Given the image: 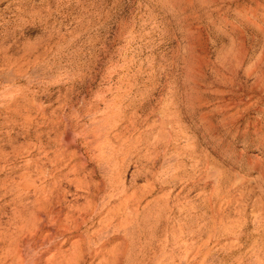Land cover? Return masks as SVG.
<instances>
[{
    "label": "rangeland",
    "instance_id": "rangeland-1",
    "mask_svg": "<svg viewBox=\"0 0 264 264\" xmlns=\"http://www.w3.org/2000/svg\"><path fill=\"white\" fill-rule=\"evenodd\" d=\"M176 89L182 103L167 110ZM194 89L198 100L187 101ZM65 125L77 138L51 173L58 180L74 155L104 180L93 143L129 146L128 194L152 171L137 221L107 246L118 247V264H264V0H0V264H13L18 231L5 190L35 176L46 154L54 161ZM154 144L153 169L150 156L137 163ZM76 192L73 184L68 200ZM105 214L58 238L59 252L113 237L96 226ZM107 258L103 250L87 264Z\"/></svg>",
    "mask_w": 264,
    "mask_h": 264
},
{
    "label": "bare ground",
    "instance_id": "bare-ground-1",
    "mask_svg": "<svg viewBox=\"0 0 264 264\" xmlns=\"http://www.w3.org/2000/svg\"><path fill=\"white\" fill-rule=\"evenodd\" d=\"M188 81L196 83L198 77L188 75ZM196 93L194 89L187 96V101H197ZM177 94L179 93L176 89L172 93L174 95V97L172 96L173 99L166 106L168 107L167 110L172 107L177 109L182 103ZM239 105H242V102ZM175 114L176 117L174 118L181 121V115L178 112ZM192 118L195 119V117ZM130 125L134 127L135 123L132 122ZM65 126L66 129L61 134L58 149L54 153V161H49L48 154H46L41 165H35V176L26 174L20 181H12L8 190H5V195L13 194V204L18 207V211L15 210V214H13L15 217L13 226L18 231L12 238L11 249H9L6 257L10 258L13 264H87L90 259L98 257L105 250L108 258L101 264H118L120 260L117 253L118 247L107 250V246L115 238V234L120 232L119 230H122L123 234L127 233L137 221L136 217L141 204L146 199V193L154 189V183L149 182L152 171L144 172L148 181L144 187H141L139 191L128 194L122 171L125 170L128 163L126 158L129 155V146L118 151L115 147L107 149L105 146L93 143L90 148L96 153L94 161L108 169V171L105 170L101 174L104 180L95 182L94 178L98 177L96 170L89 173L84 171L89 163L82 158V155L73 156L76 164L72 165L70 163L69 174L64 180H58V177L53 176L51 173L63 162V159L68 155V148L74 146L77 138L75 133L71 131L70 126ZM216 129L217 127L204 130V135L201 137L205 138V142L208 140L212 142V137L215 136L212 130ZM185 133L184 130L179 128L177 135L184 137ZM158 148L154 144L150 155L148 150V154L140 156L137 163L142 165V163L148 162V156H150L151 158L146 167L153 169ZM197 152L196 150L185 151L192 157H195ZM80 159H83V161H80ZM27 167H32V164H28ZM142 169L145 170V167H142ZM174 176L176 177L175 174ZM69 177L71 179L67 180ZM65 180L68 182L67 186L64 185ZM73 184L76 185L78 192L75 193V198L68 200L72 196L71 188ZM167 197L166 201L164 200L166 203L158 206L159 221H163V223L168 222L170 219L167 212L169 210L170 213L171 209L167 200L170 199L171 195L168 194ZM31 198H34V200L29 201ZM112 202H119V204L112 207ZM65 203L66 206H63ZM104 212H106L105 216L100 219L96 226L100 228L99 232L107 233L108 230L113 229V237L102 241L103 239L94 234L85 237L83 243L73 245L72 251L59 252L57 247L61 240L59 241L58 238L63 240L65 237L79 235L83 226H88L89 222L103 216ZM118 221L119 223L115 224ZM178 232L182 234L181 230ZM5 236L7 238V235ZM22 236L25 237L22 238ZM95 237L100 240L97 245ZM2 240L3 237L0 238V244ZM68 242L67 240L64 244H68ZM38 249L39 251H37ZM200 251L201 248L198 247L197 253ZM48 253L54 254L44 263L42 259Z\"/></svg>",
    "mask_w": 264,
    "mask_h": 264
}]
</instances>
